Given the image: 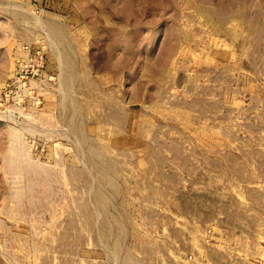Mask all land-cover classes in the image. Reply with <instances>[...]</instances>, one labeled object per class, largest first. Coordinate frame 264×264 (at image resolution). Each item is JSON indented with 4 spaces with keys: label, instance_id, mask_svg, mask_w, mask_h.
Listing matches in <instances>:
<instances>
[{
    "label": "rangeland",
    "instance_id": "obj_1",
    "mask_svg": "<svg viewBox=\"0 0 264 264\" xmlns=\"http://www.w3.org/2000/svg\"><path fill=\"white\" fill-rule=\"evenodd\" d=\"M0 264H264V0H0Z\"/></svg>",
    "mask_w": 264,
    "mask_h": 264
}]
</instances>
